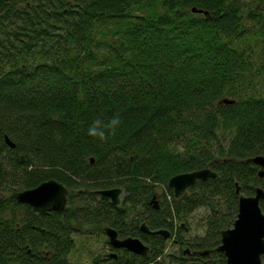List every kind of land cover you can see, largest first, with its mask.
<instances>
[{
    "label": "trees",
    "instance_id": "obj_1",
    "mask_svg": "<svg viewBox=\"0 0 264 264\" xmlns=\"http://www.w3.org/2000/svg\"><path fill=\"white\" fill-rule=\"evenodd\" d=\"M116 116L106 141L86 134ZM255 156H264V0H0V264H73L88 225L149 247L108 248L91 264H187L184 246L208 251L201 264H225L217 247L239 195L264 190ZM203 168L216 177L174 196L172 176ZM49 179L69 191L64 211L17 202ZM115 187L118 205L93 192ZM200 208L203 233L185 239ZM170 239L176 254L165 251Z\"/></svg>",
    "mask_w": 264,
    "mask_h": 264
},
{
    "label": "water",
    "instance_id": "obj_2",
    "mask_svg": "<svg viewBox=\"0 0 264 264\" xmlns=\"http://www.w3.org/2000/svg\"><path fill=\"white\" fill-rule=\"evenodd\" d=\"M192 12L208 15L207 11L192 8ZM218 103H233L228 98L221 99ZM6 143L10 147L15 144L5 137ZM23 161V156H20ZM92 161V159H91ZM259 166V177L264 175V156H255L249 158ZM216 177V173L208 168L195 170L192 172L180 173L172 176L168 180V186L173 189L174 196H179L188 187L193 186L197 180H207ZM235 191L239 193V186L235 184ZM68 189L59 181L49 179L38 186L20 191L16 194V200L19 203L29 205L33 212L44 213L49 211L62 212L67 203ZM94 193L101 200H109L117 205L120 203V194L122 189L119 187L110 189H98ZM264 198V190L260 187L255 189L254 195H239L238 212L233 225L221 232V243L217 250L223 252L225 264H264V212L260 209L259 202ZM150 203L156 209L159 208L156 195H153ZM140 230L144 233L159 234L167 238L170 233L166 229L150 231L145 223H141ZM109 238V243L114 248H123L127 251L144 256L147 254L149 247L137 237H126L119 239L117 233L111 227L104 228ZM194 264V263H188Z\"/></svg>",
    "mask_w": 264,
    "mask_h": 264
},
{
    "label": "rangeland",
    "instance_id": "obj_3",
    "mask_svg": "<svg viewBox=\"0 0 264 264\" xmlns=\"http://www.w3.org/2000/svg\"><path fill=\"white\" fill-rule=\"evenodd\" d=\"M163 191H164V188L162 187L157 188V192L159 195H161ZM123 197H124V193L122 191V193L119 196L120 202L123 200ZM99 200L101 199L99 198ZM204 212H205L204 208H200L199 210H196L188 218L185 219V222L187 224V229L184 232H182V236L185 239H191V238H194L195 236H200L203 233V227H202L203 225H202L201 217L203 216V214H205ZM177 222L175 223V225L177 224ZM101 227H104V226H101ZM81 238L83 239L85 238V240L88 241L87 249H85V247L81 249H79V247L75 248V250L69 256V260L71 263L91 264V257L93 255H96L99 253H105L107 251V247H106L107 237L105 234L99 232L97 230V227L88 225L86 229V234L82 235ZM79 239L80 238H77V241ZM186 248L188 247H185V246L183 247V249H186ZM178 250H179L178 245L173 243L172 240L170 239L167 243L165 251L167 253L176 254Z\"/></svg>",
    "mask_w": 264,
    "mask_h": 264
},
{
    "label": "clouds",
    "instance_id": "obj_4",
    "mask_svg": "<svg viewBox=\"0 0 264 264\" xmlns=\"http://www.w3.org/2000/svg\"><path fill=\"white\" fill-rule=\"evenodd\" d=\"M121 120L118 116L113 117L107 124H103L101 120L96 119L87 129V135L98 139L99 141H106L110 134L114 135L117 128L120 126Z\"/></svg>",
    "mask_w": 264,
    "mask_h": 264
},
{
    "label": "flooded vegetation",
    "instance_id": "obj_5",
    "mask_svg": "<svg viewBox=\"0 0 264 264\" xmlns=\"http://www.w3.org/2000/svg\"><path fill=\"white\" fill-rule=\"evenodd\" d=\"M95 191V190H94ZM93 191V192H94ZM67 199H68V197H67ZM105 201H108V202H110L109 200H105ZM111 203V202H110ZM111 204H113V203H111ZM66 205H67V203H66ZM113 205H115V204H113ZM118 205V204H117ZM64 211V210H63ZM57 212V211H56ZM105 227H110V226H107V225H105L104 227H102V229H103V232H104V234L106 235V237H107V239H108V243H109V238H108V236H107V234L105 233V231H104V228ZM112 228V227H111ZM112 229H114V228H112ZM115 230V229H114ZM116 231V230H115ZM116 233H117V237L119 238V239H124V238H126V237H120V235L118 234V232L116 231ZM127 237H129V236H127ZM108 248H110V251H109V254H110V256H116L117 254H118V251H122V249L123 248H114L112 245H110V243L109 244H107V249ZM199 252L201 253V254H207L208 253V251L207 250H205V251H195V250H190L189 248H186V249H184V251H183V255H185L186 257L187 256H190L191 257V259L190 260H188V262H187V264L188 263H194V264H201V259L198 257V255H199Z\"/></svg>",
    "mask_w": 264,
    "mask_h": 264
}]
</instances>
